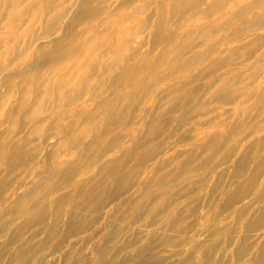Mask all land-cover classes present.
I'll return each mask as SVG.
<instances>
[{
	"label": "rangeland",
	"instance_id": "rangeland-1",
	"mask_svg": "<svg viewBox=\"0 0 264 264\" xmlns=\"http://www.w3.org/2000/svg\"><path fill=\"white\" fill-rule=\"evenodd\" d=\"M210 1L0 0V264H264V6Z\"/></svg>",
	"mask_w": 264,
	"mask_h": 264
},
{
	"label": "bare ground",
	"instance_id": "bare-ground-1",
	"mask_svg": "<svg viewBox=\"0 0 264 264\" xmlns=\"http://www.w3.org/2000/svg\"><path fill=\"white\" fill-rule=\"evenodd\" d=\"M187 1L188 0H178L179 5L184 8L187 5ZM245 2L242 3H238L236 4V11L237 12H233V16L234 15H238L239 13H242L245 11V9H249L250 11L257 7H262L264 6V0H244ZM208 5H213L214 8L218 6V0H211L210 2H208ZM198 7V6H197ZM243 10V11H242ZM202 12H206L205 10H202ZM259 15V14H257ZM257 15H251L250 16V21L252 22L253 25L257 26L259 24H261L262 22H264V12L261 13L259 16ZM99 262L103 263V261H105V255H101L98 257Z\"/></svg>",
	"mask_w": 264,
	"mask_h": 264
}]
</instances>
